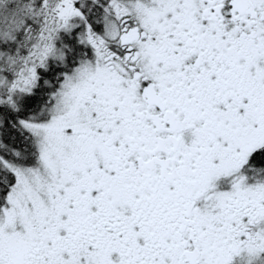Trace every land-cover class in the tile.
Masks as SVG:
<instances>
[{"label":"snow or ice","instance_id":"1","mask_svg":"<svg viewBox=\"0 0 264 264\" xmlns=\"http://www.w3.org/2000/svg\"><path fill=\"white\" fill-rule=\"evenodd\" d=\"M0 264H264V0H0Z\"/></svg>","mask_w":264,"mask_h":264}]
</instances>
